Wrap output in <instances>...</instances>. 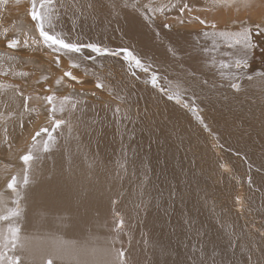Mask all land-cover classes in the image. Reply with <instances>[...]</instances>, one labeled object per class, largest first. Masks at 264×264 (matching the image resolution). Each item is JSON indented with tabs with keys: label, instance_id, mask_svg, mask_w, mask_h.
I'll use <instances>...</instances> for the list:
<instances>
[{
	"label": "bare ground",
	"instance_id": "1",
	"mask_svg": "<svg viewBox=\"0 0 264 264\" xmlns=\"http://www.w3.org/2000/svg\"><path fill=\"white\" fill-rule=\"evenodd\" d=\"M246 1L250 0L227 5L245 8ZM174 2L151 0L178 16L170 6ZM189 2L200 5L198 14L192 15L209 24L226 13L224 4L214 6L211 0ZM147 3L102 0L95 16L62 10L58 29L83 42L130 47L159 72L158 88L145 83L144 77L134 80L127 66L111 57L85 60L72 69L82 83L65 78L56 85L70 70L68 57L62 55L57 67L55 54L42 47L7 48L8 39L22 41L24 31L38 36L28 16L30 0L0 3V117L8 119L0 125V144L8 133L14 144L19 143L23 129L32 126L31 118L40 122L27 130L32 136L42 127L51 130L45 96L61 97L75 90L82 93L79 99L87 101L75 114L56 113L71 128L66 124L55 129L48 152L42 151L47 139L42 133L35 142L28 138L26 151L5 159L8 178L0 185V214L15 207V194L7 184L16 176L22 210L16 222L24 248L12 250L9 245L6 251L20 255L22 264H44L49 256L54 264H110L112 248L131 250L136 264H264V31L255 28L258 24L264 29V0L255 1L256 13L239 10L235 17L216 23L218 29L249 27L257 45L248 56L249 67L239 73V91L219 75L227 70L207 63L213 57L218 63L224 52L234 49L220 41L217 51L204 54L194 43L199 40L211 48L198 36L203 25L188 23L187 13L183 25L156 14L153 22L146 18L152 14L142 7ZM164 22L173 24L169 34L156 30L166 29ZM23 72L28 76L19 75ZM192 72L198 81L208 80L203 90L189 79ZM98 78L105 84L103 89L95 86ZM177 83L188 89L187 101L195 91L203 124L197 112L161 91L173 90ZM16 88L29 97L31 111L24 110ZM117 106L122 108L119 116L113 112ZM128 108L131 120L126 122L123 110ZM30 146L40 158L30 163L29 184L21 189L20 157ZM92 158L107 161L106 169L89 164ZM237 196L244 202L242 210ZM117 213L125 221L123 232L114 230ZM6 227L7 222L0 221V230ZM54 247L64 255H55Z\"/></svg>",
	"mask_w": 264,
	"mask_h": 264
},
{
	"label": "snow or ice",
	"instance_id": "2",
	"mask_svg": "<svg viewBox=\"0 0 264 264\" xmlns=\"http://www.w3.org/2000/svg\"><path fill=\"white\" fill-rule=\"evenodd\" d=\"M230 2H235V0H211L212 5L218 6L221 4L227 5ZM244 2V0H241ZM0 3H6V0H0ZM102 0H30V8L28 10V16H30L31 22L34 23L35 31L38 36H29L27 31L23 32V40L19 38H11L7 41L8 49H47L55 54V60L53 63L57 67L60 66L61 57H68L70 64L68 71L63 72V76L56 80V85H60L61 82L66 78L68 81L75 83H82L79 77L73 74L72 69H78L80 63L85 60H96L99 58H117L122 65H126L130 70L129 75L134 80H140L142 77L145 78V83L151 84L153 88H158L160 86V75L159 72L153 68L151 62H146L141 56L137 55L134 50L130 47H117L110 48L103 45L101 42H83L81 40L72 39L67 33L58 29V22L61 16L65 14V11L69 8L72 9V14L75 16H83L85 14L95 16L97 12V4H101ZM171 8L178 10L179 15L174 18L177 24L183 25L186 23L185 13H187V21L197 20L201 25L204 26V30L198 33V36L203 37L205 41L211 43V48L201 44L199 40L195 41V47L199 48L204 54L215 52L220 48V41L230 50L223 53V59H220L217 63L216 58L213 57L207 63L209 67L227 70L220 71L219 75L223 78L229 79V87L233 90H240L239 83V73L241 70L249 67L248 56L250 52L256 48V43L254 42L251 29L247 26L237 30H228L226 27L223 29H218L216 23L209 24L205 19H201L198 15H192L195 6L190 5L189 0H175L171 3ZM137 11L140 9V5H134ZM142 7L148 15L146 18L155 21L156 13L163 15L164 5H154L149 0V3L143 4ZM65 10V11H62ZM198 10V9H197ZM233 24L236 21H232ZM162 27L169 29L173 27V24L164 22ZM257 31H264L260 28V25H255ZM210 29V30H209ZM87 50V54L84 51ZM170 52L175 55V50L170 48ZM3 54L0 53V58ZM8 59H16L15 56H9ZM2 74V73H0ZM21 76H28L27 72L19 73ZM47 79V77H45ZM189 79L196 81L198 85L203 90V87L208 84V80L198 81L195 72L189 73ZM249 80L252 79L251 76L248 77ZM171 83V82H170ZM70 88L71 84L68 85ZM96 88L103 89L105 84L97 79ZM191 86V85H189ZM161 91L167 95L169 100H176L177 103H183L185 108H189L197 112V119L203 124L202 117L199 116V109L196 106L197 96L195 91L192 92L191 100H185V95L188 89L184 88L180 83L173 86V90L161 88ZM16 93L18 96L23 98V107L25 111H31L28 108L29 97L25 96L23 92L16 88ZM82 93L75 92L71 95H63L57 97L55 93L43 97L46 104L50 107L48 108V117L51 121V130L48 127H42L35 135L32 136V141L35 142L41 134H45L47 139L43 142L42 151L48 152L50 150L51 142H54L55 137L53 135L55 129L60 128L63 125H68L71 128V124L66 119L56 118V113L59 111L61 113L71 112L75 114L78 111H82L81 105H86L87 101L79 99ZM93 96L95 93L93 92ZM121 99V97H117ZM57 101L59 107H57ZM130 105L132 101L127 100ZM105 107H108L107 105ZM124 120L126 122L131 120V115L129 114L131 109H124ZM114 115L119 116L122 112V108L117 106L114 110ZM77 122H81L79 117H75ZM94 124L95 121H92ZM39 154L33 153L32 147L30 146L29 151L20 157V160L24 163L23 169V179L19 184L22 189L24 186L29 184V166L34 160H38ZM248 183L252 184L253 181L251 177L248 178ZM8 189H11L15 194V199L13 204L15 207L9 208L6 214H0V221H6V229L0 230V247L4 250H0V264H22L20 255H8L6 249L9 245L12 250L18 247L23 249L24 245L20 242L19 234L21 228L16 222L17 218L21 216L20 199L21 194L17 189V177L13 176L12 179L7 184ZM26 195V194H25ZM115 203V201H113ZM243 200L240 196L236 197V204L240 206V210L243 208ZM115 228L117 232H123L125 227V221L120 214H116ZM126 234V233H125ZM53 253L57 256L64 255L59 247H54ZM111 257L110 264H136V262L131 258V250H125L123 248H112L109 251ZM44 264H54V260L49 256V258L44 261Z\"/></svg>",
	"mask_w": 264,
	"mask_h": 264
},
{
	"label": "rangeland",
	"instance_id": "3",
	"mask_svg": "<svg viewBox=\"0 0 264 264\" xmlns=\"http://www.w3.org/2000/svg\"><path fill=\"white\" fill-rule=\"evenodd\" d=\"M256 0H250V1H246V7L245 8H240V6H238L237 4H233V5H224V7L226 8V13L222 16V17H215L214 21L216 23H219L222 20H227L229 17H235L237 15V12L239 10H245L247 12L252 11L256 13V10H254V3ZM192 5L195 6L194 11L198 14V10L200 8L199 4H194L192 3ZM204 12V11H202ZM156 15H161L160 13H156ZM165 17V19H172L175 18L177 16H175L173 13H171L167 8H164V13L163 15ZM212 15H209V17ZM188 23H196L199 24V21L197 20H191ZM156 30L160 33H165V34H169L170 31L169 29H161L159 27L156 28ZM41 116H43V113L40 114ZM8 121V119L5 116H1L0 117V125L1 124H5ZM32 126H26L23 131L25 136L23 137V139L17 143L14 144L12 141L13 135L11 133H8L4 139L2 140L1 144H0V149H2L4 151L3 154H0V156L3 157V160H0V185L4 184L8 178L7 174L8 171L6 169L7 164L5 163V159L6 158H14L16 157L22 150L26 151L27 147L29 146V143L27 144V140L28 138L31 140L32 134L27 132V130L31 129L34 125H40V122H34V120L31 118L29 123ZM46 126V125H44ZM77 135L75 134V137ZM11 149H16L18 150L17 154H13L11 153ZM82 155H86L85 153ZM73 159H79L78 156H74ZM89 164H99L102 168L106 169V166L108 165L105 160H97V159H89ZM0 250H4L2 249V247H0Z\"/></svg>",
	"mask_w": 264,
	"mask_h": 264
}]
</instances>
